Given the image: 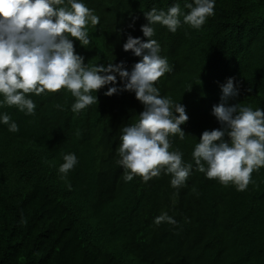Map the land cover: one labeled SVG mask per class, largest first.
Masks as SVG:
<instances>
[{"label":"trees","instance_id":"obj_1","mask_svg":"<svg viewBox=\"0 0 264 264\" xmlns=\"http://www.w3.org/2000/svg\"><path fill=\"white\" fill-rule=\"evenodd\" d=\"M83 2L99 23L88 26L89 45L74 42L76 52L88 66L123 62L130 71L141 58L123 44L129 35L147 39L144 13L179 4L186 14L191 0ZM153 28L171 68L155 86L189 117L184 139L169 137L170 150L193 164L185 185L173 188L164 173L123 179L122 129L144 110L134 93L105 96V86L79 114L66 89L26 94L34 114L0 107L19 127L12 133L0 124V264H264V167L237 191L206 178L192 159L201 134L219 128L211 110L228 78L239 85L230 105L264 109V0H215L199 29L183 22L175 33ZM68 153L78 163L63 176ZM165 212L175 224L154 222Z\"/></svg>","mask_w":264,"mask_h":264},{"label":"clouds","instance_id":"obj_2","mask_svg":"<svg viewBox=\"0 0 264 264\" xmlns=\"http://www.w3.org/2000/svg\"><path fill=\"white\" fill-rule=\"evenodd\" d=\"M185 14L179 4L164 11L153 7L144 13L141 26L146 40L129 35L123 44L125 52L140 57L129 71L123 62L88 66L74 42L90 44L88 26L99 23V17L83 0H0V107L15 106L26 115L34 114L36 105L26 94L37 96L66 89L75 98L71 110L79 114L97 104L98 90L112 96L131 92L144 106L139 120L122 129L117 163L124 169L123 179L130 182L140 176L144 182L170 174V185H185L193 164L183 161L179 149L170 150V136L184 139L181 126L189 117L185 106L170 96H161L155 82L171 71L155 39L153 25L166 26L175 33L181 23L199 29L214 15L215 0H191L185 3ZM183 17L181 21L180 17ZM119 78V86H117ZM221 102L213 105L211 114L219 128L205 130L192 152L196 170L224 186L233 185L245 191L251 174L264 167V109L228 103L239 95V85L228 78L221 86ZM250 91V89L248 90ZM59 107V106H58ZM0 124L9 132L19 131L7 113H0ZM78 163L74 153L63 155L59 172L66 176ZM176 221L162 213L161 222Z\"/></svg>","mask_w":264,"mask_h":264}]
</instances>
